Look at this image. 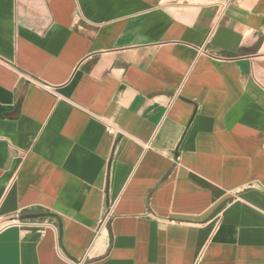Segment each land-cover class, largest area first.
I'll return each mask as SVG.
<instances>
[{"label": "crops", "instance_id": "1", "mask_svg": "<svg viewBox=\"0 0 264 264\" xmlns=\"http://www.w3.org/2000/svg\"><path fill=\"white\" fill-rule=\"evenodd\" d=\"M0 264H264V0H0Z\"/></svg>", "mask_w": 264, "mask_h": 264}]
</instances>
